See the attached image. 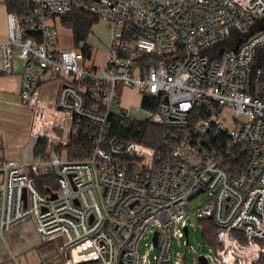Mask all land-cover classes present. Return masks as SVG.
I'll return each instance as SVG.
<instances>
[{"label":"built area","instance_id":"2783aa9c","mask_svg":"<svg viewBox=\"0 0 264 264\" xmlns=\"http://www.w3.org/2000/svg\"><path fill=\"white\" fill-rule=\"evenodd\" d=\"M3 3L0 71L21 63L18 103L44 150L30 160L0 155V234L32 220L63 264H187L173 259L171 239L186 226L188 243L184 205L204 192L196 219L207 249L196 263L264 264V19L250 32L264 0ZM76 11L108 29L100 63L62 22ZM61 27L71 33L65 44ZM237 33L235 45L224 42ZM124 86L144 119L121 103ZM115 117L159 126L155 144L112 134ZM77 135L88 148L73 157ZM46 174L57 186L44 193L35 179ZM150 232L149 259L140 242Z\"/></svg>","mask_w":264,"mask_h":264},{"label":"rangeland","instance_id":"374dc122","mask_svg":"<svg viewBox=\"0 0 264 264\" xmlns=\"http://www.w3.org/2000/svg\"><path fill=\"white\" fill-rule=\"evenodd\" d=\"M5 12V6L3 0H0V31L3 24ZM59 35L61 36L62 43L65 44L71 40L70 30L66 27L59 28ZM108 29L103 21H94L89 32L86 35V40L90 42L96 49L97 58L96 61L100 63L104 57L106 43L108 40ZM121 103L124 106H128L129 113L140 119H144L145 115L137 110H134L135 106L139 105V97L135 90L130 87L124 86L122 92ZM3 116V114L1 113ZM29 111L21 105L15 112L10 113L9 116L1 118V127L6 135H16L22 138L25 147L27 149L33 143L34 138L28 135L25 128L24 117H28ZM26 138V139H25ZM27 140V141H26ZM27 145V146H26ZM22 149V150H23ZM28 157V156H27ZM31 158V157H30ZM29 158V159H30ZM208 196L206 193L201 192L190 198L185 202V210L188 213V243L185 241V236H173L171 239V250L173 259L178 261L184 260L186 255L187 264H198L194 258V254L207 249V245L203 240L202 229L197 223L196 214L200 211L201 206L205 204ZM151 232L144 236L140 242V251L145 253L148 251V258L150 259L155 253V248H150ZM25 236L22 239L16 240H4L0 238V264H63L65 260V253L57 249V245L53 247L49 242L45 241L39 243L38 241L33 246L30 245L29 230H26ZM57 244L61 242V236L55 238ZM52 247V248H51Z\"/></svg>","mask_w":264,"mask_h":264},{"label":"trees","instance_id":"16d2710c","mask_svg":"<svg viewBox=\"0 0 264 264\" xmlns=\"http://www.w3.org/2000/svg\"><path fill=\"white\" fill-rule=\"evenodd\" d=\"M7 9H13L16 6L15 2L7 1ZM95 21L93 17L88 16L82 12H73L69 16H64L62 22L66 26H70L73 30V40L75 44L79 41L85 40L86 35L89 32L91 24ZM84 50L89 51V45L85 44ZM144 103V102H143ZM111 127V133L116 134L122 138L134 139L139 142L155 144L157 136L160 131V127L140 119H128L122 120L119 117H115ZM87 140L82 135L73 137L72 143L69 147L70 155L78 157L83 150H86ZM44 150V140L38 139L33 147V155L37 156ZM36 185L41 192H46L47 188L56 189L57 183L54 174L41 175L35 179ZM201 224L205 232L210 235L213 234L214 225L209 218H200ZM213 243V240H209Z\"/></svg>","mask_w":264,"mask_h":264},{"label":"crops","instance_id":"0c3cea01","mask_svg":"<svg viewBox=\"0 0 264 264\" xmlns=\"http://www.w3.org/2000/svg\"><path fill=\"white\" fill-rule=\"evenodd\" d=\"M1 27H2L1 30L2 29L3 30L2 32L0 31V39H3L5 38V34H6L5 20L3 21ZM20 73H21V63L18 61L14 62V71L11 74H3L0 71V139H1L0 155L4 157L19 158L21 160H30L34 156L33 147L35 145L36 139L34 138L35 141H33L30 147H28L27 149L26 148L23 149L25 145L23 143L22 138L16 135H11V136L6 135L5 132H3V128L1 127V120H2L1 118H3V116L7 118L6 116H9L10 113L15 112L18 109V107H21V105L18 103ZM1 113L3 114V116L1 115ZM23 121L25 123V128L27 132H29L30 114L28 115V117H26V119L24 117ZM26 230H29L30 245L34 247L36 242L37 241L39 242V236L35 231L34 223L32 220H25L13 225L10 229L0 234V238L4 240L22 239V236L23 237L25 236L24 234Z\"/></svg>","mask_w":264,"mask_h":264},{"label":"water","instance_id":"95a60500","mask_svg":"<svg viewBox=\"0 0 264 264\" xmlns=\"http://www.w3.org/2000/svg\"><path fill=\"white\" fill-rule=\"evenodd\" d=\"M263 19H264V18H261V19L255 21V22L251 25L250 32H251L252 27L255 26V25H258ZM246 35H248V34H246ZM238 40H239V33H237V35H236V41H235V42H231V41H228V40H224V42H225L226 44H232V45H235V44L237 43ZM55 195H56V194H55L54 192L51 194L52 197H54ZM184 231H185V236H187V227H186V226L184 227ZM154 239H155V236H154ZM201 264H204V259H201Z\"/></svg>","mask_w":264,"mask_h":264}]
</instances>
